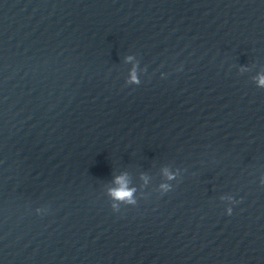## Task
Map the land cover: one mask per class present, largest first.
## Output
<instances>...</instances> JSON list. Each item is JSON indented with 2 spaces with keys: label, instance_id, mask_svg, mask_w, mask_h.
<instances>
[{
  "label": "clouds",
  "instance_id": "9594fccd",
  "mask_svg": "<svg viewBox=\"0 0 264 264\" xmlns=\"http://www.w3.org/2000/svg\"><path fill=\"white\" fill-rule=\"evenodd\" d=\"M259 83L261 86H264V77L260 78ZM117 182L123 183V179L117 178ZM131 194H132L131 190L127 189L126 187H123L113 192V195L118 199H130Z\"/></svg>",
  "mask_w": 264,
  "mask_h": 264
}]
</instances>
